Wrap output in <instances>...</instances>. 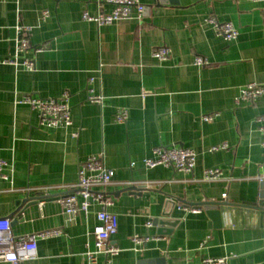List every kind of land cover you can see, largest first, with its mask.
Segmentation results:
<instances>
[{
	"label": "crops",
	"instance_id": "crops-1",
	"mask_svg": "<svg viewBox=\"0 0 264 264\" xmlns=\"http://www.w3.org/2000/svg\"><path fill=\"white\" fill-rule=\"evenodd\" d=\"M141 2V19L99 25L84 13H109L113 6L98 0H0V58L15 55L16 26L24 24L32 27L33 48L21 60L35 61L34 70L0 63V157L8 163L7 179L0 178V217L10 219L14 236L62 231L38 239L37 257L22 264H87L99 206L71 218L55 196L73 191L80 163L99 154L115 171L108 190L118 231L111 241L122 250L113 264H203L206 258L264 264L258 215L230 207L215 222L203 205L254 202L264 193L258 120L264 96L236 102L244 85L264 83V0ZM209 17L232 22L238 37L226 40ZM160 46L171 49L169 59L153 56ZM198 56L208 63L195 64ZM65 91L68 127L41 126L37 111L17 101L59 98ZM91 91L100 102L89 100ZM121 110L127 111L124 122L116 119ZM158 146L193 149L192 172L146 167ZM208 168L223 175L206 181ZM147 181L158 184L149 190L121 184ZM22 199L27 202L19 209ZM134 235L147 239L135 247Z\"/></svg>",
	"mask_w": 264,
	"mask_h": 264
},
{
	"label": "built area",
	"instance_id": "built-area-1",
	"mask_svg": "<svg viewBox=\"0 0 264 264\" xmlns=\"http://www.w3.org/2000/svg\"><path fill=\"white\" fill-rule=\"evenodd\" d=\"M102 4H110L113 10L109 13L99 11L96 15L84 13V18L95 21L99 25L110 24L120 19H141L145 12L146 5L141 0H98ZM44 18L48 12L44 11ZM208 21L212 23L216 31L226 40H234L238 37L239 30L232 22H220L214 17H209ZM32 27L29 25L18 24L17 31V48L16 53L12 57L0 58V63H8L12 65H22L29 70H34L35 61L33 58L23 56L29 49L33 48L29 39ZM48 47V44L35 47V51H42ZM171 49L167 46H160L153 51V56L164 61L170 58ZM208 61L198 56L195 64L206 65ZM94 80L91 77L90 82ZM264 96V83L251 82L244 85L240 94L236 98V102L255 101L259 97ZM70 94L65 91L59 98H41L32 95H24L17 101L26 103L37 111L39 123L43 127H68L72 123L71 107L69 104ZM89 100L100 102L101 95L91 93ZM214 115L204 116L205 120H210ZM127 118V111L121 110L117 113L118 122H124ZM261 124V131L264 135V118H258ZM264 144V143H263ZM225 146L223 145L222 148ZM217 148V147H215ZM196 164V153L193 149L182 146H158L153 150V156L144 160V165L148 168L164 165L172 167L174 170L184 173H191ZM8 165L7 161L0 157V178L7 179L4 168ZM223 175L220 169L208 168L204 172V180H217ZM115 171L107 167L103 154L93 155L80 163L78 169V180L76 184L70 187L71 192L63 193L55 196L63 205L64 211L68 217L73 218L79 211L88 212L91 205L99 206L97 212L98 224L93 229L94 248H88L85 252L87 264H113V258L121 252V248L115 245L111 239L118 231V218L115 213L110 210L114 204V198L108 188L115 182ZM124 187H139L144 190L154 188L157 182H124ZM46 192V191H44ZM78 198L81 201H78ZM44 200L41 201V205ZM196 211V209H191ZM148 227L153 225V220L146 222ZM60 229H48L37 233L27 235L14 236L11 232V221L8 217H0V262L5 261L11 264H22L26 260L37 257V241L38 239L49 238L61 234ZM147 237L134 235L132 241L135 247L143 244ZM99 255L104 257L99 262ZM225 258H206L203 264H226Z\"/></svg>",
	"mask_w": 264,
	"mask_h": 264
},
{
	"label": "water",
	"instance_id": "water-1",
	"mask_svg": "<svg viewBox=\"0 0 264 264\" xmlns=\"http://www.w3.org/2000/svg\"><path fill=\"white\" fill-rule=\"evenodd\" d=\"M264 185V182L263 184ZM136 189V188H134ZM40 197H36L34 202H38V199ZM27 202V200L22 199L19 204V209L20 207H23V205ZM204 208L207 210V213L210 215V217L217 222L219 219V216L221 215L222 211H228V208H240V209H245L247 211H250L253 214L258 215L261 224L264 226V193L261 194V197L259 198L258 201L254 202H245L242 204L238 203H230L228 201L224 202H206L203 203ZM159 223H163L164 221L159 220L156 221Z\"/></svg>",
	"mask_w": 264,
	"mask_h": 264
}]
</instances>
